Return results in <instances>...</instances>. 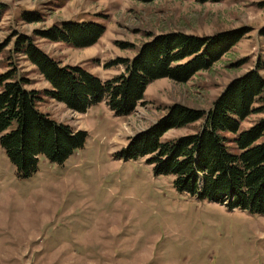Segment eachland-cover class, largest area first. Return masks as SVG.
<instances>
[{"label":"rangeland","instance_id":"1","mask_svg":"<svg viewBox=\"0 0 264 264\" xmlns=\"http://www.w3.org/2000/svg\"><path fill=\"white\" fill-rule=\"evenodd\" d=\"M24 14L40 22L28 23ZM70 21L103 24L106 32L86 49L40 36ZM242 29L248 34L211 70L186 83L153 82L127 118L106 103L79 114L46 96L51 86L15 48L30 37L56 61L108 82L125 73L120 60H133L155 37ZM263 29L264 0H0V44H8L0 73L16 69L41 93L42 113L87 133L64 164L41 157L28 179L0 142V264H264L263 216L182 194L172 176L156 175L145 159L122 157L131 138L173 106L209 113L234 80L257 68L264 77ZM262 118L251 117L245 129ZM202 124L169 132L165 142L194 135Z\"/></svg>","mask_w":264,"mask_h":264},{"label":"trees","instance_id":"2","mask_svg":"<svg viewBox=\"0 0 264 264\" xmlns=\"http://www.w3.org/2000/svg\"><path fill=\"white\" fill-rule=\"evenodd\" d=\"M24 15L28 23L40 22L38 16ZM105 32L103 24L70 21L40 36L86 49L97 45ZM248 32L242 29L208 38L185 34L155 37L133 60H120L125 73L108 82L82 67L56 61L30 37H20L15 48L51 86L44 92L46 96L79 114L106 103L116 116L127 118L153 82L171 79L186 83L211 70ZM260 35L264 37V29ZM7 48L8 44H0V69ZM30 84L17 76L16 69L0 73V142L23 179L37 172L41 157L64 164L87 140L86 132L75 131L42 113L41 93L29 89ZM253 116L263 118L245 129ZM200 123L202 128L196 134L165 142L169 132ZM122 157L127 161L145 159L156 175L172 176L182 194L264 217V77L260 68L231 82L209 113L173 106L160 121L131 138Z\"/></svg>","mask_w":264,"mask_h":264}]
</instances>
